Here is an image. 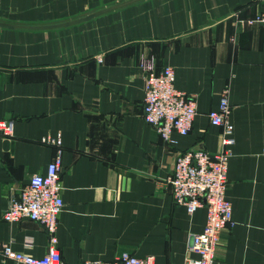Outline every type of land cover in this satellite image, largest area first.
Returning a JSON list of instances; mask_svg holds the SVG:
<instances>
[{
  "label": "crops",
  "instance_id": "0c3cea01",
  "mask_svg": "<svg viewBox=\"0 0 264 264\" xmlns=\"http://www.w3.org/2000/svg\"><path fill=\"white\" fill-rule=\"evenodd\" d=\"M263 10L262 0H0V120L13 122L12 136L0 134V247L46 253L37 222L2 215L33 174L46 172L55 148L43 140L59 137L63 260L127 252L185 264L206 209L188 214L168 179L179 153L221 150V129L207 114L227 90L234 225L220 233L215 260L264 264V29L248 24ZM150 59L171 67L176 88L196 102L190 133L174 132L172 144L142 118L139 63Z\"/></svg>",
  "mask_w": 264,
  "mask_h": 264
},
{
  "label": "built area",
  "instance_id": "2783aa9c",
  "mask_svg": "<svg viewBox=\"0 0 264 264\" xmlns=\"http://www.w3.org/2000/svg\"><path fill=\"white\" fill-rule=\"evenodd\" d=\"M264 4V0H262ZM248 24H258L264 29V10ZM102 62V58H97ZM139 69L144 83L142 118L152 126L163 142L174 143L172 134L190 133L197 114L193 96H187L175 86L174 70L164 67L158 70L153 59L141 60ZM224 90L218 107L207 116L212 126L221 129V150L209 155L203 150H186L177 155L171 177L168 179L174 202L185 207L188 214L197 209H206V221L200 233L192 234L187 252L193 257L185 264H219L215 251L220 233L227 226H233V209L226 197L227 170L234 144V127L230 122L231 106ZM0 134L13 135V122L0 120ZM43 143L54 146L55 154L44 174H33L28 183L10 198L2 219L6 222L31 220L37 222L47 233L49 244L42 257H34L16 251L11 243L0 247V259L16 264H67L58 248L56 230L58 217L63 210L62 186V142L59 137L46 138ZM82 264H154L153 256L143 258L123 252L112 261L87 260Z\"/></svg>",
  "mask_w": 264,
  "mask_h": 264
}]
</instances>
